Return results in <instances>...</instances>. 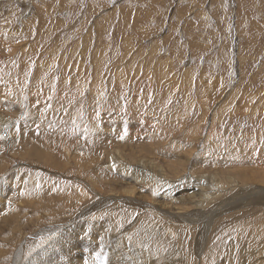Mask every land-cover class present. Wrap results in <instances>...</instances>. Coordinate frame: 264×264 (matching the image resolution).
<instances>
[{
  "label": "rangeland",
  "instance_id": "374dc122",
  "mask_svg": "<svg viewBox=\"0 0 264 264\" xmlns=\"http://www.w3.org/2000/svg\"><path fill=\"white\" fill-rule=\"evenodd\" d=\"M0 130V264L28 237L21 264H118L91 225L149 226L167 264H264V0H0Z\"/></svg>",
  "mask_w": 264,
  "mask_h": 264
},
{
  "label": "bare ground",
  "instance_id": "6f19581e",
  "mask_svg": "<svg viewBox=\"0 0 264 264\" xmlns=\"http://www.w3.org/2000/svg\"><path fill=\"white\" fill-rule=\"evenodd\" d=\"M236 116V115H235ZM221 123V122H220ZM231 123V122H230ZM214 124V123H213ZM223 124V123H222ZM209 127V126H208ZM210 128V127H209ZM140 130V129H139ZM200 132V131H199ZM202 132V131H201ZM2 133V131L0 130V134ZM111 137H112V135H110ZM202 137V136H201ZM4 140H8L9 139V135L8 134H6L5 136H4V138H3ZM127 144H129V143H127ZM133 145V144H132ZM113 146H114V144H113ZM127 146V145H126ZM154 146V145H153ZM152 146V147H153ZM224 146V145H223ZM262 146V145H261ZM155 147V146H154ZM113 149V148H112ZM118 149V148H117ZM37 150V149H36ZM113 151H115V150H113ZM37 153V152H36ZM232 156V155H231ZM115 159V158H114ZM191 159V158H190ZM100 161V160H99ZM102 162V161H101ZM116 163V162H115ZM115 163H114V161H110V163H109V166H112L113 167V165H115ZM104 164V163H103ZM120 164V163H119ZM87 165V164H86ZM94 165V164H93ZM101 166H102V164H100ZM105 165V164H104ZM122 165V164H121ZM120 165V166H121ZM115 166H117V165H115ZM144 166V164L142 165V166H139V167H137V166H135V165H132V166H130L131 168L130 169H132V171H136V174H138L137 173V171H140L142 168L141 167H143ZM146 166V165H145ZM89 167V166H88ZM103 167V166H102ZM118 167V166H117ZM122 167V166H121ZM93 168V167H92ZM106 169V168H105ZM110 169V168H109ZM123 169V168H122ZM113 171V170H112ZM118 171V170H117ZM122 171H124V170H122ZM146 171V170H145ZM220 171V170H219ZM122 174V173H121ZM124 174H125V171H124ZM133 174V173H132ZM163 174V173H162ZM144 175V174H143ZM126 176H129V175H126ZM125 176V177H126ZM131 176H133V177H137L136 175H131ZM131 176H129V178H131ZM139 176V175H138ZM141 176V175H140ZM231 176V175H230ZM165 177V176H164ZM163 177V178H164ZM116 178H119L118 176L116 177ZM155 178H157V177H155ZM120 179V178H119ZM36 180V179H35ZM138 180V179H137ZM119 181V180H118ZM134 181H135V179H134ZM139 182H140V180H138ZM163 181V180H162ZM215 181V180H214ZM11 181H8V183H10ZM120 182H122V184H123V181L120 179ZM7 183V182H6ZM37 183V182H36ZM36 183H34V184H36ZM113 182H111V184H112ZM115 183V182H114ZM11 184V183H10ZM14 185H15V182H14ZM18 185V184H17ZM114 184H112V186H113ZM7 186V185H6ZM5 186V187H6ZM119 186H120V184H119ZM92 187V186H91ZM7 188V187H6ZM10 188H11V186H10ZM155 188V187H154ZM163 188V187H162ZM165 188H166V186H165ZM94 189V188H93ZM98 189V188H97ZM97 189H94V190H96V191H99V190H97ZM123 189V188H122ZM164 189V188H163ZM5 191H6V189H4ZM14 190V189H13ZM12 190V191H13ZM188 190V189H187ZM156 191V190H155ZM164 191H165V189H164ZM208 191V190H207ZM7 192V191H6ZM100 192V191H99ZM115 192V191H114ZM123 192V191H122ZM158 192V191H157ZM173 192V191H172ZM196 192V191H195ZM13 193H15V192H13ZM96 193V192H95ZM159 194H160V192H158ZM117 194V193H116ZM148 194V193H147ZM147 194H142V197H147ZM214 194V193H213ZM2 195V194H1ZM6 195V194H5ZM97 195H98V192H97ZM100 195V194H99ZM125 195V191L120 195V196H118V197H116L115 196V198L114 199H116V200H120V197L121 196H124ZM189 195V194H188ZM13 196V195H12ZM101 196V195H100ZM155 196H157L158 197V195H155ZM164 196V195H163ZM6 197V196H5ZM8 197V196H7ZM194 197V196H193ZM212 197V196H211ZM15 198H17V197H15ZM163 197L162 196H160L159 197V199L158 200H154V202H153V207L158 211V212H160V213H163L164 215L168 212V214L170 215V219H174V220H185L186 218H188L189 217V215L186 213V211L185 212H183V213H185L184 215H178V214H176V211H175V213H174V211L172 212V211H170V209L172 208H170V209H166L167 207H166V205H167V203L164 201V200H161ZM177 198H179V197H177ZM210 198V197H209ZM1 199H2V197H1ZM5 199V198H4ZM11 199V198H10ZM110 199V198H109ZM188 199H190V196H183V197H180L179 199H177L178 201L180 200L181 202H186ZM211 199V198H210ZM214 199V198H213ZM12 200V199H11ZM97 200V199H96ZM99 200V199H98ZM3 201V200H2ZM8 201V200H7ZM20 201V200H19ZM22 201V200H21ZM95 201V200H94ZM152 201V200H151ZM150 201V202H151ZM200 201V197L195 193V200L193 201V202H199ZM212 201V200H211ZM4 202H6V201H4ZM11 202V201H10ZM26 202V201H25ZM30 202V201H29ZM98 201H96V203H93L92 202V204H89L88 206H86L82 211L83 212H80V213H82L81 215H77V217L76 218H78V217H83V216H86V215H88V214H90V213H87V212H90L91 210H92V212H93V209H95V208H97V207H100V206H106L107 204H108V202L107 203H105L104 201H100L99 203H97ZM177 202V201H176ZM180 202V203H181ZM188 202V201H187ZM216 202H218V201H215V203ZM17 203V202H16ZM21 203V202H20ZM85 203H86V201H85ZM88 203V202H87ZM91 203V202H90ZM179 203V202H178ZM219 203V202H218ZM218 203H216V205L218 204ZM13 204V203H12ZM169 204V203H168ZM175 204V203H174ZM10 205V204H9ZM14 205V204H13ZM25 205V204H24ZM77 205V204H76ZM183 204H175V206L173 205V208L174 207H177V208H182L181 206H182ZM6 206V205H5ZM113 206L115 207V206H118L119 207V203L118 202H116V204H113ZM198 206V205H197ZM214 206V205H213ZM13 207V206H12ZM24 207V206H23ZM64 207H66V206H64ZM103 207H101V209H104ZM113 207V208H114ZM212 207V206H211ZM210 207V208H211ZM215 207V206H214ZM45 208V207H44ZM55 208V207H54ZM107 208V207H106ZM228 208V205H224L223 204V202H221V203H219V205L217 206V208L214 210L216 213L217 212H222V214L226 211V209ZM11 209V208H10ZM15 208L13 207V210H14ZM19 209V208H18ZM32 209V208H31ZM53 209V208H52ZM108 210H112L111 208L109 209V207L107 208ZM118 209V208H117ZM9 210V209H8ZM27 210V209H26ZM33 210V209H32ZM38 210V209H37ZM40 210V209H39ZM54 210V209H53ZM174 210V209H173ZM179 210V209H178ZM177 210V211H178ZM184 210V209H183ZM1 211V210H0ZM17 212H18V210H16ZM15 210H14V212L12 213V214H6V216L9 218V219H13V217L14 216H16L17 215V218L18 219H20V217H18V213L16 212ZM25 210H23V212H24ZM30 211V210H29ZM45 211V210H44ZM105 211H107V210H105ZM114 211H117L116 209L114 210ZM199 211V210H198ZM203 211V210H202ZM212 211V210H211ZM210 211V212H211ZM11 212V211H10ZM9 212V213H10ZM33 212V211H32ZM191 212V211H190ZM109 212H107V214H108ZM178 213V212H177ZM181 213V212H180ZM202 213V212H201ZM34 214V213H33ZM32 214V215H33ZM35 214H37V213H35ZM115 214V213H114ZM193 214V213H192ZM192 214H190V215H192ZM195 214V213H194ZM204 214V213H203ZM26 215H27V213H26ZM66 215V214H65ZM1 216H3V215H1ZM5 216V217H6ZM47 216V215H46ZM56 216H58V215H56ZM112 216V215H111ZM115 216V215H114ZM117 216V215H116ZM115 216V217H116ZM208 216V215H207ZM27 217H28V215H27ZM54 217V216H53ZM94 217V216H93ZM168 217V216H167ZM201 217V216H200ZM208 217H210V216H208ZM42 218V217H41ZM60 218H61V216H60ZM95 218V217H94ZM93 218V219H94ZM118 218H119V216H118ZM205 218H207V217H205ZM213 218V217H212ZM6 219V218H5ZM16 219V218H15ZM17 219V220H18ZM24 218H23V216H22V218H21V220H20V222L23 220ZM25 219H26V216H25ZM87 219V218H86ZM99 219V218H98ZM97 219V220H98ZM190 219H192V218H190ZM193 219H195V218H193ZM202 219V218H201ZM10 220V221H11ZM35 220V219H34ZM88 220V219H87ZM96 220V221H97ZM100 220V219H99ZM98 220V221H99ZM160 220V219H159ZM186 220H189V218L188 219H186ZM195 220H197V219H195ZM200 220V219H199ZM25 221V220H24ZM27 221V220H26ZM31 221V220H30ZM62 221V220H61ZM13 222V221H12ZM65 222H66V220H65ZM99 222H101V221H99ZM147 222V221H146ZM180 222H182V221H179V223ZM8 223V222H7ZM28 223V222H27ZM46 223V222H45ZM60 223V222H59ZM63 223V222H62ZM92 223V222H91ZM3 224V223H2ZM12 224V223H11ZM21 224V223H20ZM20 224H19V226H20ZM29 224V223H28ZM87 224V223H86ZM125 224V223H124ZM127 225H125L126 227H128V223H126ZM144 224V223H143ZM147 224V223H146ZM254 224H256V223H254ZM7 225V224H6ZM13 226H15L14 225V223L12 224ZM17 225V224H16ZM30 225V224H29ZM43 225V224H42ZM41 225V226H42ZM45 225V224H44ZM52 225V224H51ZM57 225V224H56ZM56 225H54V228H55V226ZM19 226H15V227H19ZM27 225H25V227H26ZM47 226V225H46ZM3 227V226H2ZM118 227V226H117ZM148 229H147V228ZM33 228V227H32ZM35 228H37V227H35ZM41 228V227H40ZM47 228H49V227H47ZM54 228H50V230H53ZM57 228V227H56ZM89 228H91L92 229V239L96 242V244H97V246L99 247V248H104L105 250H103L104 251V253H108L109 254V256H111V258L113 259V261L115 262V263H118V264H167V263H169V261H167V262H165V260H160V259H157V260H153L154 258H151V256H150V252L148 251V244H149V240L146 238V235H147V233L148 234H151L152 235V232H154L153 231V229L152 228H150L149 226H144V225H135V226H133L132 227V229H131V232L132 231H134V233L136 232V233H140L142 236H143V238H145V239H143L142 237H141V241H140V243L142 244L141 246H138L135 242H132L131 240L130 241H128V239L127 238H130L131 239V236H130V234L129 233H124L123 235H119L118 236V238H117V236L116 235H114L113 234V236L110 238V233H108V232H105L104 233V231L102 230L103 229V227L100 225V226H94V225H91V227L89 226ZM254 228V227H253ZM11 229H12V227H11ZM10 229V230H11ZM16 229V228H15ZM21 229V228H20ZM22 231H24V228L22 227ZM7 230H8V228H7ZM45 230H47V229H45ZM56 230V229H55ZM178 230V229H177ZM180 230H182V229H180ZM9 231V230H8ZM12 231V230H11ZM14 231V230H13ZM1 232V231H0ZM4 232V231H3ZM30 232V231H29ZM47 232V231H46ZM66 232V231H65ZM6 233V232H5ZM19 233V232H18ZM28 233V232H27ZM2 234V233H1ZM8 233H6V235H7ZM13 234V233H12ZM25 234V233H24ZM41 234H44V230L42 229V230H40V231H38V236H39V238H41L42 237V235ZM52 234V233H51ZM163 234V233H162ZM5 235V234H4ZM9 235H10V237H11V234H10V232H9ZM9 235L8 236H6V237H9ZM135 235V234H134ZM133 235V236H134ZM155 235V234H154ZM161 235V234H160ZM20 236V235H19ZM28 236V235H27ZM9 237V238H10ZM22 237H23V235H22ZM26 237V236H25ZM33 237V236H32ZM55 237H57L56 235H55ZM135 237V236H134ZM149 237V236H148ZM159 237V236H158ZM15 238V237H14ZM37 238V237H36ZM33 239V238H26L25 239V242H22V245H21V247H20V250H18L17 251V253H15V252H12V254L13 253H15V254H17L16 256H14V257H12L11 258V260H10V262H9V264H21L22 263V261L25 263L26 261H25V259L29 256L28 255V253H31V251H33L34 250V248L37 246V245H39L40 244V242L44 239V238H41V240H40V242H39V240H37V239ZM0 239H2V238H0ZM7 239V241H8V238H6ZM46 239V238H45ZM51 239V238H50ZM48 240L47 242H49V251H46V250H43V252H48L50 255H53L54 257H56V255H59V256H61L60 254H62L66 249H63L65 246H68V244H72V245H77V246H79L80 247V239H79V237H77L76 235H72L71 236V238H69V239H67L66 241H64L63 243H61L60 241H58V240H55V238L54 239H51V240ZM115 241H114V240ZM156 239V238H155ZM3 240L5 241V238H3ZM22 240V239H21ZM152 240V239H151ZM204 240H205V238H204ZM10 241V240H9ZM8 241V242H9ZM135 241V240H134ZM163 241H165V240H163ZM13 243H14V241H12ZM21 242V241H20ZM46 242V243H47ZM137 242H139V241H137ZM201 242V241H200ZM117 243H118V250H116V247H117ZM159 243V242H158ZM85 244H86V242H85ZM139 244V243H138ZM4 245V244H3ZM140 245V244H139ZM5 246V245H4ZM159 246V245H158ZM43 247V246H42ZM76 246H74L73 248H75ZM84 247H85V245H84ZM12 248V247H11ZM102 248V249H103ZM13 249V248H12ZM24 250H25V252L26 253H24ZM99 250H101V249H99ZM117 251H119V253H117ZM167 251V250H166ZM4 253V252H3ZM2 254V253H1ZM11 254V255H12ZM36 254H37V252H36ZM124 255V256H122V255ZM9 255V254H8ZM30 256H31V254H30ZM29 256V257H30ZM69 256V255H68ZM161 256V255H160ZM9 257V256H8ZM1 258H2V256H1ZM33 258V257H32ZM36 258V257H35ZM39 258V257H38ZM37 258V259H38ZM47 258V257H46ZM68 258V257H67ZM70 258H74V257H70ZM115 258H117V260H115ZM158 258V257H157ZM160 258V257H159ZM3 259V258H2ZM10 259V258H9ZM29 259V258H28ZM36 259V260H37ZM166 259V258H165ZM41 260V259H40ZM5 261V260H4ZM42 261V260H41ZM40 261V262H41ZM44 261V260H43ZM42 261V262H43ZM30 263H31V261H29ZM38 262V261H37ZM41 262V263H42ZM59 262V261H58ZM23 263V264H24ZM39 263V262H38ZM45 263V262H44ZM65 263V262H64ZM33 264H37V263H33ZM43 264V263H42ZM45 264H47V263H45ZM51 264V263H50Z\"/></svg>",
  "mask_w": 264,
  "mask_h": 264
},
{
  "label": "snow or ice",
  "instance_id": "6c2138e0",
  "mask_svg": "<svg viewBox=\"0 0 264 264\" xmlns=\"http://www.w3.org/2000/svg\"><path fill=\"white\" fill-rule=\"evenodd\" d=\"M113 167H115V165H113Z\"/></svg>",
  "mask_w": 264,
  "mask_h": 264
}]
</instances>
